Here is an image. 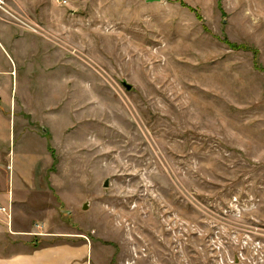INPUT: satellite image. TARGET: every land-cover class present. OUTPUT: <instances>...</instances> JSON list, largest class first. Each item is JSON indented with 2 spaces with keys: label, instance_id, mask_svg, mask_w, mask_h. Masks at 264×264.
<instances>
[{
  "label": "rangeland",
  "instance_id": "rangeland-1",
  "mask_svg": "<svg viewBox=\"0 0 264 264\" xmlns=\"http://www.w3.org/2000/svg\"><path fill=\"white\" fill-rule=\"evenodd\" d=\"M23 1L0 3L21 40L1 39L0 163L51 159L29 238L67 230L87 264H264V0Z\"/></svg>",
  "mask_w": 264,
  "mask_h": 264
},
{
  "label": "crops",
  "instance_id": "crops-1",
  "mask_svg": "<svg viewBox=\"0 0 264 264\" xmlns=\"http://www.w3.org/2000/svg\"><path fill=\"white\" fill-rule=\"evenodd\" d=\"M21 1L19 0L20 4ZM27 1L29 0L23 2ZM2 38L9 39V44L14 50L17 42L21 41L12 36V33L10 35L7 25L0 20V47L7 52ZM31 38L33 39V36ZM18 52L20 50L16 53ZM23 55L24 53L21 58L25 61ZM43 149L39 152L33 151L34 153L30 151L31 154L23 153V158L17 166V175H9L11 166L8 162L0 163V207L6 209L4 212L0 210V264H87L83 257L87 255L89 247L91 249L90 243L81 237L72 236L67 230L44 231L43 236L47 237L44 239L41 237L42 243H38L40 237L37 239L33 237L32 240L29 238L38 232L33 226L35 219L41 215L50 217L55 214L53 195L52 193L48 195L42 177L51 162ZM40 193L45 194L43 204L37 199ZM14 210L20 211L15 217ZM96 250L97 257L104 260L103 249L99 247Z\"/></svg>",
  "mask_w": 264,
  "mask_h": 264
},
{
  "label": "water",
  "instance_id": "water-1",
  "mask_svg": "<svg viewBox=\"0 0 264 264\" xmlns=\"http://www.w3.org/2000/svg\"><path fill=\"white\" fill-rule=\"evenodd\" d=\"M122 82V84L124 85V87L126 88V89H129L130 88V84L129 83H127V82H125V81H121ZM105 184H107V182L106 181H104V185ZM86 203H84V205H83V207H86Z\"/></svg>",
  "mask_w": 264,
  "mask_h": 264
},
{
  "label": "built area",
  "instance_id": "built-area-1",
  "mask_svg": "<svg viewBox=\"0 0 264 264\" xmlns=\"http://www.w3.org/2000/svg\"><path fill=\"white\" fill-rule=\"evenodd\" d=\"M0 3H3V0H0ZM1 5V4H0Z\"/></svg>",
  "mask_w": 264,
  "mask_h": 264
}]
</instances>
